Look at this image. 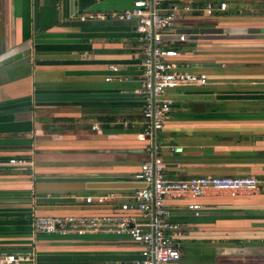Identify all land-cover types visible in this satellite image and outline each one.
I'll return each mask as SVG.
<instances>
[{"label": "crops", "instance_id": "crops-1", "mask_svg": "<svg viewBox=\"0 0 264 264\" xmlns=\"http://www.w3.org/2000/svg\"><path fill=\"white\" fill-rule=\"evenodd\" d=\"M131 2L90 0L80 10L79 0H0V62L22 54L0 66V255L30 254L20 264H139L141 246L126 235L44 234L32 219L116 212L146 185L135 177L140 165L159 157L170 179L260 181L235 196L206 188L168 198L169 221L181 230L176 264H264V0H226L212 16L181 18L182 67L207 82L176 88L163 127L145 140L134 135L143 128L142 52L135 22L117 17ZM84 11L96 16L80 20ZM109 194L101 204L84 200Z\"/></svg>", "mask_w": 264, "mask_h": 264}, {"label": "built area", "instance_id": "built-area-1", "mask_svg": "<svg viewBox=\"0 0 264 264\" xmlns=\"http://www.w3.org/2000/svg\"><path fill=\"white\" fill-rule=\"evenodd\" d=\"M202 1V0H201ZM193 0H132L118 15L135 22V32L142 52L140 84L136 93L143 100L142 126L134 133L137 139L160 130L176 96V88L188 85H204L205 73L186 69L181 59L186 54L183 44L187 34L179 31L181 18L193 11L212 16L215 11L225 10L226 0H203L202 6ZM92 11L79 14L80 20L95 17ZM117 71L116 66L110 67ZM106 79H111L107 77ZM177 150L178 146H170ZM9 164H20V158H9ZM135 177L146 185L135 190L121 202L116 212L110 214L34 216L32 227L36 232L65 234L70 231L107 232L128 236L141 246L139 264H176L181 258L177 239L181 236L179 225L169 221L170 210L166 200L171 197H197L204 189L212 188L235 196L258 189L260 181L251 175L229 177L216 175H188L183 178H167L161 158L145 161ZM114 197H85L87 203L101 204ZM201 205L188 204V209L199 214ZM31 258L30 254L0 255V264H20Z\"/></svg>", "mask_w": 264, "mask_h": 264}, {"label": "water", "instance_id": "water-1", "mask_svg": "<svg viewBox=\"0 0 264 264\" xmlns=\"http://www.w3.org/2000/svg\"><path fill=\"white\" fill-rule=\"evenodd\" d=\"M21 55H22L21 53H18V54H15V55H13L11 57H8V58L4 59L2 62H0V66L2 64H7V63L11 62L12 60L21 57ZM47 63L48 64H56V63H60V62H57V61H48Z\"/></svg>", "mask_w": 264, "mask_h": 264}, {"label": "trees", "instance_id": "trees-1", "mask_svg": "<svg viewBox=\"0 0 264 264\" xmlns=\"http://www.w3.org/2000/svg\"><path fill=\"white\" fill-rule=\"evenodd\" d=\"M90 3V0H79V9L83 10Z\"/></svg>", "mask_w": 264, "mask_h": 264}]
</instances>
